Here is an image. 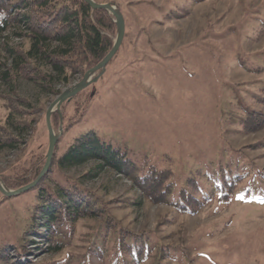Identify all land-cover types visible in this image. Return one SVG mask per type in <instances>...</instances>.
I'll use <instances>...</instances> for the list:
<instances>
[{"label":"rangeland","instance_id":"1","mask_svg":"<svg viewBox=\"0 0 264 264\" xmlns=\"http://www.w3.org/2000/svg\"><path fill=\"white\" fill-rule=\"evenodd\" d=\"M94 1L120 11L124 36L103 74L51 114L58 140L44 184L81 181L107 204L118 225L149 234L155 252L163 249L168 257L162 264H264V128L240 131L245 111L261 109L264 0ZM19 31L11 28L0 40V61L8 59L5 47L27 48ZM105 34L114 42L115 27ZM82 76L56 88L62 92ZM0 94V125L9 105L2 95L26 98L38 111L28 117L31 130L23 144L0 151V182L14 189L44 165L45 113L56 96L25 80L0 83ZM88 131L125 151L138 166L148 161L172 171L176 193L209 165L237 167L249 176L228 204L213 201L194 215L146 200L133 205L140 193L124 176L105 170L84 180L80 177L94 162L70 169L56 164L73 139ZM258 143L263 146L251 148ZM36 195V188L8 198L0 193V247L21 248ZM98 222L81 220L70 246L57 254H42L45 242L29 237V259L70 258L67 263L77 264ZM157 256L142 264H155Z\"/></svg>","mask_w":264,"mask_h":264},{"label":"trees","instance_id":"2","mask_svg":"<svg viewBox=\"0 0 264 264\" xmlns=\"http://www.w3.org/2000/svg\"><path fill=\"white\" fill-rule=\"evenodd\" d=\"M108 15L103 9H92L83 0H0V40L9 29L17 27L20 30L18 37L28 41L26 49L5 47L8 59L0 61V83L15 85L25 80L57 97L61 92L56 86L67 85L71 78L83 75L112 48L113 42L105 32L113 31L116 25ZM2 98L9 105L0 125V151L23 144L21 138L31 130L28 117L38 112L28 99L17 94L2 95ZM257 104L261 109L245 111L240 122L241 132L264 128V92ZM54 113L56 115L58 111ZM53 161L54 155L48 171L35 186L36 202L30 224L22 234L21 248L0 247V264H69L70 258L33 261L29 259L33 254L28 255L29 249L25 245L33 244L29 237L39 238L45 242L42 254L60 253L70 246L77 233V224L83 219H99V222L90 229L77 264H142L155 254H158L155 264L168 259L163 257V249L155 252L148 233H134L118 225L109 214L107 204L96 193L84 188L81 181L66 179L63 183L54 182L53 188L45 185ZM88 162L94 164L80 179L91 180L105 170H111L130 180L139 191V198L133 200V205L146 200L170 205L177 213L189 215L196 214L213 201L228 204L239 183L249 176L244 171L239 172L237 167L231 170L226 165H209L199 178H188L176 193L172 171L148 161L138 166L127 158L125 151L103 141L93 131L74 138L56 160L60 169ZM39 172L36 170L32 178H21L14 189L33 181ZM5 187L8 188L6 184Z\"/></svg>","mask_w":264,"mask_h":264},{"label":"water","instance_id":"3","mask_svg":"<svg viewBox=\"0 0 264 264\" xmlns=\"http://www.w3.org/2000/svg\"><path fill=\"white\" fill-rule=\"evenodd\" d=\"M85 1L92 9H103L107 11L110 15L113 16V22L116 25V38L113 42L112 48L110 51L103 57V59L94 67L86 71L81 80L78 81L76 84L72 85L71 87L62 91L48 106L46 113H45V122L48 131V147L47 152L45 155L44 165L42 166L38 176L31 181L30 183L16 188V189H8L0 182V193L4 197H11L23 193L25 191L31 190L35 188L44 174L48 171L51 161L54 154V148L58 140V136H56L52 130L51 123H50V116L54 111H58L63 103L69 101L75 95H77L81 90L87 87L89 84L95 82L105 71V67L108 62L112 59L115 55L117 50L119 49L123 36H124V19L120 11L109 3H97L93 0H83ZM96 75L91 78V75Z\"/></svg>","mask_w":264,"mask_h":264}]
</instances>
